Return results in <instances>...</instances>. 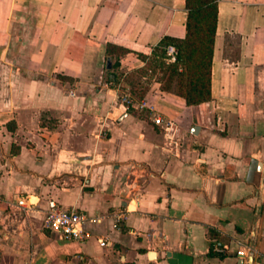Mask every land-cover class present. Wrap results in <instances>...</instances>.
<instances>
[{"label": "crops", "instance_id": "crops-1", "mask_svg": "<svg viewBox=\"0 0 264 264\" xmlns=\"http://www.w3.org/2000/svg\"><path fill=\"white\" fill-rule=\"evenodd\" d=\"M217 5L189 105L141 75L186 0H0V264H264V0ZM50 200L100 219L86 242Z\"/></svg>", "mask_w": 264, "mask_h": 264}, {"label": "trees", "instance_id": "trees-1", "mask_svg": "<svg viewBox=\"0 0 264 264\" xmlns=\"http://www.w3.org/2000/svg\"><path fill=\"white\" fill-rule=\"evenodd\" d=\"M217 2L218 0H186L188 13L186 38L182 40L166 38L154 49L151 56H142L146 63L156 59L164 61L167 45H174L178 49L177 62L169 64L170 77L176 74L182 77L187 75V88L182 91L174 90L169 84L161 85L164 91L183 97L189 105L211 99V64L217 24ZM125 53L126 51L120 47L109 45L107 48V54L112 58L116 56L118 58ZM117 67L118 61H114L112 68ZM181 68L183 73H178Z\"/></svg>", "mask_w": 264, "mask_h": 264}, {"label": "built area", "instance_id": "built-area-1", "mask_svg": "<svg viewBox=\"0 0 264 264\" xmlns=\"http://www.w3.org/2000/svg\"><path fill=\"white\" fill-rule=\"evenodd\" d=\"M165 61L168 64L177 62L178 49L174 45H167L165 47ZM122 100L127 106H135L139 109L144 108V104L136 102L134 97L129 93H124ZM156 123L161 125L162 119L156 120ZM17 204L21 207H26L24 198L17 201ZM27 208V207H26ZM125 219L124 216L118 218V222ZM99 218L89 217L86 213L80 212L74 208L69 209L62 206L55 200L48 202V207L44 214V227L45 229L58 233L62 239L66 241H76L80 243L86 242L91 234L85 229V225L88 222H99ZM102 245H106V242H101Z\"/></svg>", "mask_w": 264, "mask_h": 264}, {"label": "rangeland", "instance_id": "rangeland-1", "mask_svg": "<svg viewBox=\"0 0 264 264\" xmlns=\"http://www.w3.org/2000/svg\"><path fill=\"white\" fill-rule=\"evenodd\" d=\"M182 71L183 69L181 68L178 73H183ZM141 75H145L147 79L158 80L161 84H169L174 90L184 91L187 88L188 76L185 75L182 77V75L180 76L179 74H176L170 77L169 64L162 59L147 61L146 68ZM139 78L140 75H137L134 78L135 82H137Z\"/></svg>", "mask_w": 264, "mask_h": 264}, {"label": "water", "instance_id": "water-1", "mask_svg": "<svg viewBox=\"0 0 264 264\" xmlns=\"http://www.w3.org/2000/svg\"><path fill=\"white\" fill-rule=\"evenodd\" d=\"M109 67H111L110 63H109Z\"/></svg>", "mask_w": 264, "mask_h": 264}]
</instances>
